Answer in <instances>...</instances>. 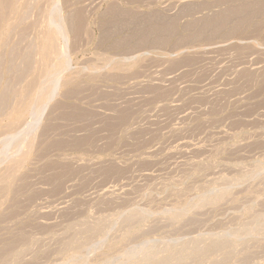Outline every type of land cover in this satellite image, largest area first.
<instances>
[{
  "label": "rangeland",
  "instance_id": "obj_1",
  "mask_svg": "<svg viewBox=\"0 0 264 264\" xmlns=\"http://www.w3.org/2000/svg\"><path fill=\"white\" fill-rule=\"evenodd\" d=\"M16 2L0 21V264H144L221 237L236 243L186 264H264V0Z\"/></svg>",
  "mask_w": 264,
  "mask_h": 264
},
{
  "label": "bare ground",
  "instance_id": "obj_2",
  "mask_svg": "<svg viewBox=\"0 0 264 264\" xmlns=\"http://www.w3.org/2000/svg\"><path fill=\"white\" fill-rule=\"evenodd\" d=\"M17 1H20V0H17ZM50 1V0H49ZM52 1V0H51ZM60 1V0H59ZM16 0H0V21L2 20V18H3V16H4V11H6L7 9H9V10H14L15 9V11H16V7H15V4L17 3V5H18V3L19 2H16ZM41 2V1H40ZM57 2V1H56ZM57 3H59V2H57ZM60 4V3H59ZM263 4V3H262ZM16 5V6H17ZM55 5V4H54ZM33 6V5H32ZM254 6H255V4H254ZM264 6V5H263ZM262 6V7H263ZM55 7V6H54ZM54 7H52V9L54 8ZM42 8V7H41ZM63 8V7H62ZM51 9V10H52ZM238 9V8H237ZM257 9V8H256ZM57 10H58V8H57ZM59 10H61L60 8H59ZM236 10V9H235ZM242 10V9H241ZM15 11H14V13H15ZM19 11H20V9H19ZM41 11V10H40ZM53 11V10H52ZM55 11V10H54ZM253 11V10H252ZM7 12V11H6ZM17 12H18V10H17ZM59 12V11H58ZM77 12V11H76ZM237 12V11H236ZM51 13V15H52V12H50ZM231 13V12H230ZM241 13V12H240ZM7 14V13H6ZM11 14V13H10ZM16 14V13H15ZM15 14H14V16H15ZM19 14H21V12H19ZM18 14V17L20 16ZM75 14V13H74ZM234 14H237V13H234ZM238 14H239V12H238ZM243 14V13H242ZM9 15V14H8ZM54 15V14H53ZM60 16V15H59ZM72 16V15H71ZM77 16H78V14H77ZM226 16V15H225ZM12 17H13V15H12ZM17 17V18H18ZM51 17V16H50ZM56 17V16H55ZM5 18H7V15H6V17ZM228 18V17H227ZM53 19H55L54 17H53ZM76 19V18H75ZM8 20H10V19H8ZM52 20V19H51ZM219 20V19H218ZM57 21V20H56ZM59 21L61 22V20L59 19ZM212 21V20H211ZM216 21H217V18H216ZM7 22V21H6ZM6 22H4L5 24H6ZM10 22V21H9ZM48 23H49V19H48V21H47ZM46 22V26H47V23ZM51 22H53V20L51 21ZM50 22V23H51ZM62 22H63V20H62ZM222 22H223V20H222ZM221 22V23H222ZM228 22V21H227ZM1 23V22H0ZM3 23V22H2ZM49 23V24H50ZM53 23L55 24L56 23V25H55V27H54V25H53ZM52 23V25H53V27H54V29L52 30H48V31H46V32H48L49 34L46 36L47 37V41L46 40H44V38H43V40L44 41H46V42H52V41H57V37L59 36V34L60 33H62V31H61V29H63L62 28V26L60 25V23H59V25L61 26V28L59 27V25H58V23L57 22H53ZM63 24V23H62ZM160 24V23H159ZM9 25V24H8ZM7 25V26H8ZM51 25V24H50ZM52 25L51 26H49V27H52ZM78 25H79V22H78ZM173 25V24H172ZM212 25V24H211ZM215 25V24H214ZM219 25V24H218ZM4 26V25H3ZM7 26H6V28H7ZM56 26H58V28H60V29H58V30H56V31H58V32H60V33H58V32H55V29H57V27ZM1 27V26H0ZM9 27H10V25H9ZM8 27V28H9ZM164 27V26H163ZM206 27H207V25H206ZM5 28V27H4ZM7 28V29H8ZM156 28V27H155ZM171 28V27H170ZM169 28V29H170ZM220 28V27H219ZM222 28V27H221ZM10 29V28H9ZM64 29H65V27H64ZM159 29H161V27H159ZM163 29V28H162ZM161 29V30H162ZM169 29H168V31H169ZM224 29V28H223ZM4 30V29H3ZM46 30V29H45ZM60 30V31H59ZM160 30V31H161ZM165 30H167V29H165ZM7 31H9V30H7ZM149 31V30H148ZM163 31V30H162ZM161 31V32H162ZM215 31V30H214ZM221 31V30H220ZM5 30H4V34H5ZM66 32V31H65ZM153 33V32H152ZM2 34V31H1V33H0V35ZM7 34H8V32H7ZM6 34V35H7ZM47 34V33H46ZM45 34V31H44V36L46 35ZM65 34V33H64ZM41 35V34H40ZM61 37H63V35L61 34L60 35ZM3 37H4V35H3ZM3 37H2V35H1V40L0 41H2L3 40ZM6 37V36H5ZM146 38V37H145ZM165 38V37H164ZM6 40H8V38H6ZM5 40V41H6ZM44 41H42L41 43H43ZM145 41V40H144ZM161 41H164L163 40V38H162V40ZM4 42V41H3ZM6 43V42H5ZM47 43V44H48ZM57 43V42H56ZM55 43V44H56ZM3 44V43H2ZM47 44H45V45H47ZM54 44V43H53ZM54 44V45H55ZM1 45V44H0ZM41 46H40V54L43 56V54H42V52L41 51H43L44 50V48H45V46L43 47L42 45H44V43L43 44H40ZM49 45V47H50V45H52V43L51 44H48ZM47 45V46H48ZM2 46V45H1ZM0 46V47H1ZM46 46V47H47ZM41 47H43V50H42V48ZM49 47H47V49L49 48ZM2 48V47H1ZM52 48H53V45H52ZM47 49H45V50H47ZM48 51V50H47ZM62 51H64L63 50V48H62ZM61 51V52H62ZM45 52V53H44ZM43 53L46 55V51H44ZM60 52V51H59ZM33 53V52H32ZM48 54H49V51H48ZM65 55V54H64ZM61 56H63L62 55V53H61V55H60V58H61ZM27 58H29V60H30V57H29V55L26 57V58H24V59H27ZM34 58V57H33ZM59 58V59H60ZM63 59V58H62ZM64 62L62 63V67H60V66H58V68L57 69H53V71L54 70H56V71H58V72H60V71H62V70H60V69H62L63 67H64V64H65V59L63 60ZM27 62H28V60H27ZM61 62H62V60H61ZM27 64V63H26ZM61 64V63H60ZM29 65V64H28ZM66 66V65H65ZM28 67V66H27ZM32 68V67H31ZM29 69V68H28ZM63 71H64V69H63ZM62 71V72H63ZM28 72V71H27ZM49 72H50V69H49ZM51 72H52V70H51ZM58 72H55L54 71V74L55 73H57L58 74V80H59V73ZM44 74H46V71H45V73ZM48 74H51V73H48ZM53 74V76H54V79H52L51 81H55V79H57L56 77H57V75H56V77H55V75ZM46 76H47V74H46ZM52 76V77H53ZM61 77V76H60ZM49 78H50V75H49ZM43 79H44V77H43ZM45 80H47V77L45 78ZM51 81L49 82V83H51ZM44 82V81H43ZM47 81H45V83H46ZM49 83H47V84H49ZM52 84H53V82H52ZM55 84H56V81H55ZM54 85V84H53ZM31 86H33V85H31ZM30 86V87H31ZM15 88V87H14ZM33 88H34V86H33ZM33 88H30V90L31 91H34V89ZM12 91V90H11ZM9 92V91H8ZM4 93V92H3ZM6 93H7V91H6ZM8 94V93H7ZM11 94H12V92H11ZM13 94H14V92H13ZM16 94V93H15ZM30 94H32V92H29V95ZM3 95V94H2ZM33 95H34V92H33ZM30 96H32V95H30ZM29 97V96H28ZM33 97V96H32ZM1 98H2V96H1ZM5 99V98H4ZM2 101H3V99H1ZM6 100V99H5ZM27 99H25V101H26ZM8 101H9V98H8ZM22 101V100H21ZM24 101V102H25ZM27 101H29V100H27ZM26 101V102H27ZM24 102H22V103H24ZM25 102V103H26ZM31 102H32V100H31ZM28 104H29V102H27ZM36 102H34V106L36 105L35 104ZM38 103V102H37ZM19 104H21V102L19 103ZM31 104V103H30ZM29 104V105H30ZM22 105V106H21ZM20 106V108H19V110L18 111H21V112H23V113H25V112H28V111H26L27 110V107L29 106H27L26 107V105L25 104H21ZM38 105V104H37ZM31 108L30 109H32L33 108V110H34V107L32 106V104H31V106H30ZM1 108V107H0ZM29 108V107H28ZM35 108H39V107H35ZM5 110V109H4ZM39 109H36L35 111H36V113H40V111L39 112H37ZM35 111H34V114H33V116H35L36 115V113H35ZM37 116V115H36ZM37 123V122H36ZM14 124V123H13ZM13 124H11V126L13 125ZM14 126V125H13ZM13 126H12V128H13ZM33 126V125H32ZM34 126H36L35 125V123H34ZM30 127H31V125H30ZM34 128V127H33ZM30 129V128H29ZM28 129V130H29ZM35 129V128H34ZM30 133L32 132V131H29ZM29 132H27V134L29 133ZM36 132V131H35ZM29 133V134H30ZM32 134H35L34 132L32 133ZM16 135H17V132H16ZM16 135H14V132L12 133V136H16ZM26 135V134H25ZM10 136V135H9ZM24 137V139L23 138H20V141H22V139H23V141L26 139L25 137L26 136H23ZM27 137H29V136H27ZM30 137H31V135H30ZM11 138V137H10ZM33 138V137H32ZM14 139V138H13ZM16 139V138H15ZM17 141V140H16ZM19 141V140H18ZM23 141H22V143H23ZM32 141V140H31ZM15 144V143H14ZM17 144H19V143H17ZM21 145V144H20ZM18 147V146H17ZM16 147V148H17ZM20 147V146H19ZM17 150V149H16ZM19 151V150H18ZM22 159H23V157H22ZM1 161V160H0ZM3 161V160H2ZM23 161V160H22ZM0 163H2V162H0ZM17 164H19V162L17 163ZM6 169V168H5ZM12 169V168H11ZM3 172V171H2ZM62 176V175H61ZM4 179H5V177H4ZM56 180V179H55ZM60 182V181H59ZM1 194V193H0ZM214 237V236H213ZM205 238V237H204ZM211 238V237H210ZM215 238H218V237H215ZM30 239V238H29ZM213 240H210V242H211V244L210 245H208V246H205V247H203V246H199V245H197V243L195 244V242L196 241H193V243H194V246L196 245V248L195 249H191V250H189V249H187L188 247H185V249L183 248V250H181L180 249V251L181 252H179V253H176L174 250H172L173 251V253H172V251H171V249H169L168 247V251H167V254L163 257V258H161V259H159V260H157L156 259V257L158 256V254L159 253H157L158 251H152V250H150V251H148V252H146V253H144V259H143V261H144V264H186L187 262L186 261H188V259H190V258H192V257H197V256H201V255H203L204 253H205V251H208V250H211V252H212V250H217V252H218V250L219 249H222L224 246H226L227 245V242H235L236 243V239H235V237H232V238H229V237H221V238H219V239H214V238H212ZM13 240V239H12ZM26 240V239H25ZM27 240H28V238H27ZM20 242H21V240H20ZM28 244V243H27ZM192 244V243H191ZM15 246V245H14ZM182 246H183V244H182ZM186 246H187V244H186ZM193 246V247H194ZM192 247V246H191ZM222 247V248H221ZM179 248H182V247H179ZM178 248V249H179ZM190 248V247H189ZM12 249V248H11ZM15 249V248H14ZM176 249V248H175ZM8 251H6L7 253H5L4 254V256H3V254H2V256H3V260L4 259H7L8 257L9 258H11V257H13L12 256V253H14L15 252V250L13 251V250H10V248H8L7 249ZM2 251V250H1ZM11 251H13V252H11ZM28 251V250H27ZM179 251V250H178ZM3 252V251H2ZM15 254V253H14ZM17 254H19V253H17ZM14 255L16 258L18 257V255ZM20 254H22V252H20ZM0 255H1V253H0ZM11 255V256H10ZM227 255H228V253H227ZM74 256V255H73ZM20 257V256H19ZM2 258V257H1ZM8 258V261L10 260ZM21 258V257H20ZM245 258V257H244ZM246 259V258H245ZM11 260H12V258H11ZM71 260V259H70ZM69 260V261H70ZM74 260V259H73ZM72 260V261H73ZM197 260V259H196ZM247 260H249V259H247ZM2 261V260H1ZM5 261V260H4ZM4 261H2V264H3V262ZM14 261H16V260H14ZM18 262H20L19 261V259L17 260ZM17 261H16V263H17ZM189 261H191V260H189ZM220 261V260H219ZM6 262V261H5ZM4 262V263H5ZM12 262V261H11ZM225 262V261H224ZM240 262V261H239ZM243 262V261H242ZM6 263H8V262H6ZM218 263H220V262H218ZM8 264H10V263H8ZM12 264H14V262L12 263ZM112 264H119L117 261H113L112 262ZM244 264V263H243Z\"/></svg>",
  "mask_w": 264,
  "mask_h": 264
}]
</instances>
